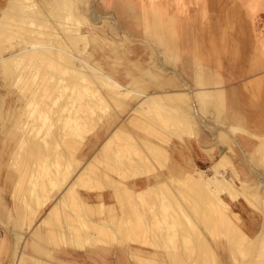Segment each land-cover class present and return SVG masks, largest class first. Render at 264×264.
I'll use <instances>...</instances> for the list:
<instances>
[{"label": "bare ground", "instance_id": "6f19581e", "mask_svg": "<svg viewBox=\"0 0 264 264\" xmlns=\"http://www.w3.org/2000/svg\"><path fill=\"white\" fill-rule=\"evenodd\" d=\"M37 1H40L39 7H37L36 0H27L28 4L24 3L21 5L20 3L19 6L17 4L18 1L11 0L8 3L9 12L7 13V11H4V15L8 18L13 16L12 14L14 13H11V10L22 13V19H25L24 23L29 25L31 28L30 31L34 33V35L38 32L37 27H49L51 25L50 20L53 17L56 18V20H54L55 23L58 22L60 25H64L63 22H65L64 20L67 18H69V21L71 20L72 22L73 20L75 23L78 19L76 16L80 18L84 17L79 7L76 9L74 0ZM67 8L69 12H66L65 15L62 14ZM67 13H70L68 17L66 16ZM57 15L60 17H56ZM3 19L4 16L2 20ZM171 23H173V21ZM73 25L72 27H69L71 26L69 24L68 26H63V30L66 33L64 36L49 33L47 35L49 37L48 40L43 44L31 42V47L21 48L19 44L18 46L11 45L9 48L5 49L3 53L0 52V60L6 62V64L17 63L19 65V63L35 60L37 62L44 61L52 65L50 66L52 67L50 70L51 76H48L49 79H46L47 81L45 83L44 80L41 82L42 80H40L41 78L38 77V74L35 75H37L40 82L37 80V83H34L35 80L34 82L32 80L31 82L30 79L28 80L31 88L33 87L31 98L28 100L26 99L28 103L30 102L29 104L37 102L34 101V97L36 90L38 91L40 88L45 87L48 93L50 92V94L55 95L53 102L51 101L53 105H49V108L47 104L44 115H40L39 118L37 117V120H34L37 121L36 123L32 122L33 119L31 118L32 121L29 119L28 122L24 124L27 127L21 131L23 133L19 145L15 148L9 164L11 169L20 170V168H18V162L21 160L20 157L24 158V156H26L27 164L25 163L24 167L21 166L23 170L22 173L28 169L29 174H31V177L29 175L30 182L34 181H31L32 178H36L35 186L30 183L31 186L28 187L26 195L24 194V198L18 196V198H21L18 200L19 202H21L22 199L28 201L25 207V219H27L28 224L26 225V230H24L25 228L23 227L18 230L16 229L13 231L12 236L15 241L18 242L24 238V235L27 233L26 231L31 230L33 233L32 242H25L22 249L14 254L17 262L16 264H84L83 260L86 259V257H84L85 255L92 256V254H97V251L109 250L111 247H114L116 250L124 251L123 249L125 248L123 245L125 241L129 240L136 244L137 236L135 237V234L138 232L143 234L147 232L148 234V232L151 231L150 228L155 230L156 227L158 228L157 231H159L156 233L160 235L161 233L174 234V241L177 237L181 238L192 264H218L214 243L219 241V237L224 236L231 247L234 260H237L235 254L241 255L242 252V264H264V181L263 183H253L246 179H242V174L238 167L228 156L229 151H233L232 148L228 147L226 153L222 151L219 154L220 159L217 160L208 171L196 167H193L191 171L185 170L174 161V158L171 159V161L169 160V166L166 168L161 166L163 161L168 158V151L163 146L159 144H149L150 142L147 140H144L143 145H140L136 139L125 131V127L121 125L123 120L121 122L112 120L111 122L108 121L109 124L108 122L107 124L104 122L105 124L101 127V129L104 130L103 133L96 137L95 141L92 142L86 150L82 151L79 157L76 156L78 147L80 148L83 141H81L79 145L72 133V127L75 125H73L71 121L73 117L71 114L72 112L65 114L66 116H62V118L56 117L57 115L55 116L56 118L53 117L54 111L58 112L59 105L61 106L66 100L68 102L70 101L72 105H76L77 112L79 110L87 114V112L93 109L95 115L100 112L105 113L109 106L114 107L113 105H115L116 107L121 104L123 100L134 99V95H129V88L133 86L137 78L138 80L140 79L138 82L146 85L147 83H151L155 80L160 81L162 78L166 77V70L165 66L150 64L148 68H144L142 71L143 76L146 78L148 77L145 81L142 77H136L130 73L123 78L121 73L117 75V71L114 72V70H109L106 67L107 64L104 63L106 57L104 58V55H101L99 52L100 49L104 48L103 42L105 39L99 35L97 28L93 29L92 27L90 30H85L84 27H76L75 25L73 27ZM46 29L47 28L44 30ZM4 31L0 28V36L1 34L6 36L9 35ZM12 37H14V35H12ZM12 37L8 38L11 40ZM174 37L175 34L170 33L168 40L166 39V43L170 41L173 43ZM2 39H4V37ZM88 42L92 49L86 54H81L84 52ZM94 42L96 46H92ZM130 59L131 58H129V60ZM23 68L25 70V67ZM181 75L183 77L184 74L182 73ZM182 77L180 75L177 77L179 80L178 82L176 79L169 82L171 84H176L179 88H184L183 90H169V88L166 87V83L168 82L165 80L159 84L146 88L144 87V89H142L143 96H140L141 98L138 97L137 106H131V109L127 113L136 114L135 116L141 115L145 118L147 124H151V122L156 123L158 121L165 126L167 120L168 123H171L170 120L176 119L175 123L180 127L179 130L185 127L187 130L188 128H193L199 113H203L205 110V103L208 107L209 105H214V100L216 98L213 101L210 100L215 96L212 90H193ZM138 82H136V84ZM26 86L28 85L26 84ZM104 88L107 90V93L102 91V89L105 90ZM217 95L219 96V94ZM193 102H199L200 105H198V109L194 108V115L187 114L188 116L186 115V117L183 114V112H185L183 106L193 110ZM63 108L64 107H61L60 109L63 110ZM161 110L164 112H161ZM158 111L163 114L156 118L154 116ZM133 122L134 120L132 123ZM76 123L78 124V122ZM175 123L173 121V124ZM79 124H81V122ZM45 126L47 127V131H44L42 134L40 130L43 131L42 128ZM156 127L158 128L159 126ZM73 128L77 131L76 128H78V126ZM233 129L234 131L236 130V128ZM75 130H73V132ZM175 131L178 132L177 129ZM156 132H158V130ZM183 134H177L178 140L182 141ZM29 137H32V140L30 139L31 145H29L30 148L26 150L24 145L28 144L27 140H29ZM220 137L224 136L221 135ZM34 139L37 140L33 142ZM117 139L122 140L123 145H129L131 150L139 154V162L136 164L134 161L133 163H123L122 165L109 162L107 166H105L103 162H97L100 163V167L96 166L95 162L98 161V156L102 155L108 149H111V145L113 142H117ZM225 147L226 145L222 147V149ZM97 148H99L98 152L94 155L93 160L87 164L86 158L94 154ZM172 149L173 151L174 149L176 150V146H172ZM187 163L192 165L191 162ZM115 165H117L120 170L116 169ZM95 166L96 168H94ZM225 166H227V169ZM78 169L79 172L74 175ZM209 172H211V174H208ZM22 173L20 179H18L15 184L17 191H19V189L22 190V188L24 189V185L28 184L26 175ZM258 181H260V177ZM21 183L23 185H21ZM45 184L50 187L47 191L43 189L46 187ZM92 184L96 185L94 186L96 189L102 184H107L112 188V192L110 195H103L102 191L91 193L93 191L91 189ZM58 193H60V196L56 197ZM150 198L154 203L160 205V214H162L163 217L160 227L157 226L159 224L158 220L155 221L151 219L152 221H150L148 219L150 213H148L145 201ZM237 199L245 203L248 207L250 206V208L253 206L259 213L257 215L261 216L262 228L256 236V240L246 237V232L242 228V217L233 210L232 203H238L236 202ZM95 200L97 201L96 203ZM111 200L113 203H109ZM135 201L138 203L137 205H139L136 206H141L142 208H139L138 211L132 214V222L128 223L130 225L127 224L128 226H125L127 222L125 223L124 220L126 221L127 218L125 217L126 214L122 212L126 207L122 205L129 202L132 204ZM116 204L117 206L124 207L121 209L123 211L120 212L122 213V217H119L118 215L120 213L118 214L116 212ZM16 207L21 210L23 206L21 204ZM171 208L173 210V216H170L172 214H168L171 213ZM173 208H175V210ZM156 209L158 210V207ZM127 211L128 209L126 212ZM129 212L130 211H128V213ZM19 214H21V212ZM128 216L130 217V215ZM39 218L41 219L37 225L35 224L36 227L34 228L33 224L36 223ZM258 218L256 217V221H259L260 218ZM11 221L14 223V220ZM178 232L179 234L177 236ZM192 237H194L193 240L196 238L195 244L192 243ZM164 238L163 236V240ZM48 242L53 244L49 251L44 247ZM256 242L260 243L259 250L252 260L247 259L249 251L251 252L253 249L252 247H257L258 244L255 245ZM61 244L63 248H60L56 255L53 254L49 256V259L48 257L46 259H40V254L48 252V255H50L54 251L53 246L59 248ZM153 244L155 245V243ZM136 246L137 245H132L127 249L130 251H128V253L131 254L132 261L135 264H167L159 254L154 252L152 256H146L140 250H137L135 248ZM154 247H156V245ZM179 252H168V257L172 264H183V256ZM192 256L194 257L192 258ZM185 259L187 260L188 257L186 256Z\"/></svg>", "mask_w": 264, "mask_h": 264}, {"label": "crops", "instance_id": "0c3cea01", "mask_svg": "<svg viewBox=\"0 0 264 264\" xmlns=\"http://www.w3.org/2000/svg\"><path fill=\"white\" fill-rule=\"evenodd\" d=\"M92 8L98 18L84 29L97 28L105 39L99 52L106 57L104 63L109 70L121 73L123 78L130 73L146 80L143 69L157 64L167 70L161 80L166 79L169 90L184 89L169 82L177 80L174 74L179 70L193 90H212L215 94V104L207 107L206 117L214 129L208 133L204 129L198 137L173 144L174 161L185 170L196 167L208 171L226 145L233 149L228 156L241 174L247 173L240 159L244 152L257 150L264 136V11L251 17L240 0H198L184 13L173 9L172 0H84L80 4L87 18H91ZM170 33L175 34L174 42L166 43ZM218 123L224 129L215 134ZM5 191L0 183V215L4 220L11 211ZM240 204L232 206L248 221L249 230H254L257 215ZM0 236V264H8L7 235ZM215 246L218 264H230L225 244L217 242ZM115 264H128L123 252Z\"/></svg>", "mask_w": 264, "mask_h": 264}, {"label": "rangeland", "instance_id": "374dc122", "mask_svg": "<svg viewBox=\"0 0 264 264\" xmlns=\"http://www.w3.org/2000/svg\"><path fill=\"white\" fill-rule=\"evenodd\" d=\"M10 1L11 0H3V2L0 4V20H1L0 22L2 24V25L0 24V28L3 31L6 29L4 32L9 34L8 36H6L4 34H1V36H0V38H1L0 39V52L1 53H3L5 51V49L9 48L11 45L18 46V44H19L20 48H21V47H31V45H32L31 42H39V43L43 44L44 42H46L48 40L49 37L47 35L49 33H52V34H55V35H60V36L66 35V33L63 30V28H64L63 26L64 25L68 26V24H69V25H71L69 27H72V25L74 24L76 27L77 26L78 27L79 26L84 27L85 25H88L90 22H92L94 20H97V18H98L97 17V12L93 8H92L93 9L92 10V14H90V16L93 17V18H87L85 16V14L82 13L84 15V17L80 18V17L76 16V18H78L75 21L76 24L73 22V20L71 22V20L69 21V18H67V19L64 20L65 22H63L64 25H60V24H58V22L55 23L54 20H56V18L53 17L52 18L53 20L52 19L50 20L51 25L49 27H46V26L37 27L38 32L35 33V35H34V33H31V31H30L31 28L29 27V25L24 23L25 19H22L23 18L22 17V13L16 12L15 10H11L12 11L11 13H14V14H12L13 16L8 18L6 15H4V11H7V13L9 12L8 3ZM83 1L84 0L77 2L76 0H74V4L76 6V9H77V7H79V9H80V3L83 2ZM16 2L18 4V6L20 5V3H21V5H23L24 3L28 4L27 0H16ZM36 3H37V7H39L40 6V1L38 2L36 0ZM197 3H198V0H172L173 9H175L178 13H184L186 10H188L191 7H193L194 4H197ZM240 4H241L242 8H245V10H247V12L249 13V15H251V17H254L259 12L264 11V0H240ZM52 7L55 8L54 6H52ZM52 7H50V8H52ZM67 10H69V9L68 8L65 9L64 12H62V14L65 15L66 12H69ZM69 14L70 13H67L66 16L68 17ZM3 16H4V19H3L4 21L2 20ZM56 17H60V16L57 15ZM71 23H73V24H71ZM74 25H73V27H74ZM171 25L174 26V23H171ZM45 28H47V29L44 30ZM262 31H263V29H262ZM12 35H14V37H12ZM42 35H44V36H42ZM3 37H4V39H2ZM8 37H10V38L12 37V39L10 40ZM38 40H41L42 42L38 41ZM90 49H92V48H91V45L88 42V44L85 47L84 52H82L81 54H86ZM107 49H110V48H107ZM0 58H1V56H0ZM16 64H12V63H7L6 64V62H3V61L0 60V172H2V175L0 174L1 175L0 183H2L3 188L6 189L5 195L7 197V204L11 206V211L9 210L10 214L8 215V218L6 220H4V217L2 215H0V233L7 235V238H6V242L7 243H6V246H5L6 247V253H5L6 255L5 256L9 258L6 261V263H8V264H16L17 262H16V258L14 257L15 256L14 254L17 251L22 249V247L24 246L25 242H27V241L28 242H32V233H33V231H31V230L26 231L27 233L24 235V238L22 240H19L18 242L15 241V239H14V237L12 235H13V231H15L16 229L18 230V229L23 227V228H25L24 230H26V225L28 224L27 219H25V211H26L25 207H26L28 201H24V199H22L21 202H19L18 200L21 199V198H18V196L24 198V196L26 195V192L28 190V187L31 186V184L32 185L34 184V186L36 184V178L34 176H32V177H34V179L33 178L31 179V181H33V180L34 181L30 182L31 174H29V170L28 169H26V171L24 173H22L23 170H22L21 166L24 167L25 163L27 164V161H26V158H25L26 156H24V158L20 157V159L24 160V161H21L19 159L20 161L18 162V168H20V170L19 169L18 170L11 169L9 164H10V161H11V158H12V154H13L15 148L19 145V142H20V139H21V136H22V133H23L21 131H23V129L25 127H27L24 124L27 123L29 119L31 120V118L33 119V121L32 120L31 121L36 123L37 121H34V120H37V117L39 118L40 115L41 116L44 115V112H45V109L47 107V104H48V106L49 105L52 106L53 105L52 102H53V99L55 97V95L50 94V92L48 93L45 90V87L44 88H40L38 91L36 90L37 89V87H36V89H34V90H36L34 101H37L38 103L37 102H33V103L29 104L30 102L28 103L26 101V99L28 100L29 98H31L30 96H32V92H33V87L31 88V85L29 84L28 80L30 79V81L32 80L33 82L35 80L34 83H37V80H39V78H41L40 79V80H42L41 82H43V80H44V83H45L49 79L48 76H51L50 70L52 69V67H50V66H52V65H50L49 63L44 62V61H38L37 62L35 60H30L29 62L19 63V65L18 64L16 65ZM23 67H25V70H24ZM26 69H27V71H26ZM40 69H41V71H40ZM166 72H167V70L165 71V73ZM24 74H25V76H24ZM33 74H34V76H33ZM35 74H38L39 78ZM39 74H43L44 76L43 75H39ZM31 75L33 76V78H32ZM174 75H175V77H178L179 75L182 77V75L180 74L179 70H177ZM34 77H36V78H34ZM182 79H183V77H182ZM40 80H39V82H40ZM164 80H166V79H163V80H160V81L159 80H157V81L155 80V81H152L151 83H147L145 85V84H142L141 82H138V81H140V79L138 80V78H137L136 82H138V83L136 84V82H135L133 84V86L129 88V92H130L129 95H131V96L134 95V99L133 100H129V99L128 100H123V102L121 104L117 105L116 107H115V105H113L114 107L109 106L106 109L105 113H101L100 112L99 114H97V112H96L97 115H95V111L93 109L89 111L90 113L87 112V114H84L83 111H79V110L77 112L76 105H74V104L72 105V103H70V101L68 102V101L65 100L63 102V104H62L63 106L62 105L58 106V112L54 111L53 117H55L57 115L56 117L62 118V116H64V117L66 116L65 114H69V112L70 113L72 112L71 113L73 115L72 119L73 120L74 119L78 120V121H75V120L73 121L71 119L73 125L75 124L73 127H77L78 126V128H76L77 131L75 130V128L72 127V133L74 135V138L77 140L79 145H80L81 141H83V143L80 145V148L78 147V151H77V155H76L78 157L80 156V153L82 151L86 150L87 147L90 146V144L95 141L96 137L100 136L103 133L104 130L101 129V127L105 123L107 124L108 121L111 122L112 120H117V122H121L123 120L121 125L123 127H125V131L127 133H129L131 135V137L136 139V141L140 145H143L144 140H147L148 142H150L149 144H159V145L163 146L168 151V158L169 159L167 158V160H164L163 164L161 165V166L167 168L169 166V163H170L171 159H173V156H174V152H172L173 151L172 146H174L173 144L183 142L185 139L194 138L196 136L198 137V135H199L198 132H201L204 129L208 133L210 130L214 129V126H212L213 124L211 123V121H209L206 118L207 117L206 107H208V105L206 106V103H205V107H204L205 110L203 111V113L199 111L200 113L198 115V119L196 118L195 126L194 127L192 126L193 128H188V130L186 129V127L184 129H180L179 130L180 127L177 125V123H175L176 119L175 120L172 119L175 124H173L172 120H170L171 123L169 122L170 123L169 124L168 120H167L165 126H164V124H161L158 121L156 123L155 122L152 123L151 121H149V122H151V124H147L146 123L147 121L141 115L135 116L136 114L134 115V114H131V113H127L131 109V106L132 107L134 105H135L134 107L137 106L136 105L137 104V100H139V98H141L140 96H143L142 95V91H143L142 89H144V87L146 88V87H149V86H152V85H155V84H159V83L163 82ZM178 81L179 80L177 78V82ZM26 84L28 86H26ZM24 85H25V87H24ZM23 89H24V91H23ZM178 90H176V91H178ZM102 91L107 93L106 89L105 90L102 89ZM213 98H214V96H213ZM210 100L213 101L214 99H210ZM210 100H208V101H210ZM198 105H200L199 102H195V103L193 102V107H192L193 110H194V108L198 109ZM59 107L60 108L64 107V108H63V110H61ZM125 107H127V108H125ZM42 108H43V110H42ZM49 108H50V106H49ZM183 108H185V112H183V114L185 116L187 114L188 115H194L195 110L193 111L191 108H187V107H184V106H183ZM161 112H164V111L161 110ZM161 112L158 111L159 114L158 113L156 115L154 114L155 115L154 117L157 118L159 115L161 116L163 114ZM180 112H181V110H180ZM133 120H134V122L132 123ZM79 121L81 122V124H79L80 123ZM76 122H78V124ZM109 122H108V124H109ZM139 123H140V125H139ZM218 124L215 126V128H216L215 129V134H217L218 131L220 133H222V130L224 129L223 126H221V124H219V125ZM60 125H62V124H60ZM169 125H171V126H169ZM175 125H177V126H175ZM156 126H159V127L157 128ZM84 127H85V129H84ZM103 128H105V127H103ZM234 128H236V127H234ZM42 129H43V131L40 130L42 132V134L44 133V131H47V127L46 126L43 127ZM154 129H157L158 132H156L157 130H154ZM174 129L175 130L177 129L178 132H176ZM73 130H75V131L73 132ZM170 130H171V133H170ZM236 130H238V128ZM178 133H180V134L184 133L183 137H182L184 140L182 138H181L182 141L178 140L179 139L178 136H177ZM190 134H192V135H190ZM30 139L32 140V137H29V140H27L28 144L24 145V148L26 150L28 148H30V146H29V145H31ZM36 140L37 139H34L33 142H35ZM219 140H220V137H219ZM122 143H123V141L120 140V139H117V142H113V144H112L113 146L111 145V147H110L111 149H108L102 155L98 156V158H97L98 161L95 162L96 166L100 167V163H97V162H103L105 164V166H107L109 162L110 163L114 162L113 164L122 165L123 163H125V164L126 163H133L135 161L134 163L137 164V162H139V154H137L133 150H131L130 146L127 145L126 143H124L126 145H123ZM259 145H260L259 148L257 150H255L252 154H248V153L244 152V157L243 158L240 159L239 157H237V158L235 157L236 160L240 159L241 162H243V164L245 165V167H247V170H246L247 173L242 174V179H246V180L251 181L253 183H263V181H264V136L261 139H259ZM98 149L99 148H97L95 153L92 154L93 156L91 155V156L86 158L87 164L90 163V161L93 160L94 155L98 152ZM223 149H225L224 152L226 153V151H228V146H226ZM117 165H115L116 169L120 170V168H118ZM96 166L94 168H96ZM225 168L227 169V166H225ZM33 169H35V168H33ZM78 172H79V169L74 173V175L77 174ZM21 173L23 175H26V177L28 179V184L24 185V189L22 188V190L19 189V191H17V189L15 187V184H16V181L18 179H20ZM208 174H211V172H209ZM255 174H256V176H255ZM29 175H30V177H29ZM259 177H260V181H258ZM4 185H6V186L4 187ZM21 185H23V184L21 183ZM45 186L47 188L45 187L43 189L46 190V191L49 190L50 187L48 185H46V184H45ZM94 186H96V185H93V184L91 185V189L93 190L91 193H93V192L95 193L97 191H102L103 195H105V194H109L110 195L111 192H112V188H110V186H108L107 184H104V185L102 184L101 185L102 187L98 186V188H97L98 190ZM93 188H95L96 190L93 189ZM102 188H103V190H102ZM98 193H100V192H98ZM15 194H16V198H15ZM58 196H60V193L56 194V197H58ZM238 199L236 200V202H240V201H238ZM96 202L97 201L95 200V203ZM109 203H113L112 200ZM145 203H146V206L148 208V213H150L148 219L150 221L158 220L159 224L157 226L160 227V225L162 224L161 221L163 220L162 214H160L161 213L160 205L157 204V203H154V201L151 200V198L146 200ZM21 204L23 206L22 209L24 208L23 210L22 209L20 210L19 208L16 207V206L21 205ZM132 204H131V202L126 203V204L124 203L122 205V206L126 207L124 209V211L121 210L124 207H120L119 205L117 206V204L115 205V209H116V212L118 214L120 212H122V211H123L122 212L123 214H126V216L124 215L127 218L126 219L124 217L126 219V221L124 220V222L125 223L127 222L125 224V226L129 222L130 223L132 222V219H131V217L133 216L132 214L135 213L136 211H138L139 208L140 209L142 208L141 206L137 207L139 205H137L138 203L136 201L133 202ZM243 204H245V203H243L241 201L240 205H243ZM157 207H158V210L156 209ZM252 207L250 208V206H249L248 210L252 211L256 215L259 214L255 210V208L253 207V209H252ZM127 209H128V211H130L129 213H128V211L126 212ZM173 209L175 210V208H173ZM233 210L235 212H237V209L235 207H233ZM20 212H21V214H19ZM170 212L171 213H168V214L169 215L172 214L170 216H173L172 208H171ZM122 213H120L118 216L122 217ZM128 215H130V217ZM158 216L161 217V218H159ZM258 217L260 218L261 216L257 215V218ZM41 218H39L36 221V223L33 224L34 228L39 223ZM129 218H130V220H129ZM11 220H14L13 221L14 223H12ZM242 221H243L242 228L246 232V235H247L246 237H248L250 239H253V240H256V236L258 235V233L260 232V230L262 228V219L260 218L259 221H256V223H254V226L256 227L254 230H249L248 225H247L248 221L245 220L244 217H242ZM260 223H261V225H260ZM128 225H130V224H128ZM150 229H151V231L149 230L150 232H148V234H147V232H145L144 234L138 232L139 235H138V233L134 235L135 237L137 236L136 237L137 238L136 244H135V242H132V241H129V240L125 241L124 245H123L124 248H125V249H123L124 251L116 250L114 247H111L109 250L97 251V254H92V256L85 255L84 257H86V259L83 260L84 261L83 263L84 264H87V263H89V264H115L116 258L119 257V254H121L123 252V256H124V259L126 260V262L128 264L129 263L130 264H135L132 261L131 254L128 253L129 250H127V249H128L129 246L137 245L135 248L137 250H140L144 255L152 256V254L155 252V253L159 254V256L161 258H163L166 261L167 264H172L170 262V258L168 257V252L170 251V253H175V252H179L180 251L179 253L183 256V259H182L183 264H186V263L187 264H189V263L192 264L190 256L187 255V249H186L185 245L183 244L181 238L177 237L179 232L177 233V236H176L177 239L174 241V234H171V233L170 234H166V233L163 234V233H161V235H160L159 233H156V232H159V231H157L158 230L157 227L155 228V230L153 228H150ZM157 234H159V235H157ZM163 236L165 237L164 240H163ZM1 238L2 237L0 236V242H2ZM143 239H144V241H143ZM193 239H194V237H192V243L195 244L196 243V241H195L196 238H195V240H193ZM218 239H219V241H217V242L218 243L219 242H223L225 244V247L227 248V250L229 252V263L230 264H242V257H243L242 252H241V255L235 254L237 260H234V258L232 256L231 247H230L229 243L227 242L225 236L224 237H219ZM139 242H143V243H139ZM217 242L214 243V248L215 249H216L215 244ZM153 243H155L156 247H154L155 245ZM52 245L53 244L51 242H48V243L45 244L44 247H45L46 250L49 251L52 248ZM255 245H257V247L256 246H254L256 248L252 247L253 249L251 250V252L249 251V255L247 256V259L252 260L255 257L256 252L259 250L260 243L256 242ZM53 248H54V251L50 255H48V252L44 253V254H40V256H39L40 259H46L47 257L49 259V256H52L53 254L56 255L59 252L60 248L61 249L63 248V245L61 244V246L59 248H56L55 246H53ZM182 248H183V250H182ZM43 256H45V257H43ZM87 256H89V257H87ZM186 256L188 257L187 260L185 259ZM120 257H121V255H120ZM193 257L194 256H192V258ZM107 260H109V261H107ZM0 261L2 262L1 259H0ZM26 261L30 262L29 260H26Z\"/></svg>", "mask_w": 264, "mask_h": 264}, {"label": "built area", "instance_id": "2783aa9c", "mask_svg": "<svg viewBox=\"0 0 264 264\" xmlns=\"http://www.w3.org/2000/svg\"><path fill=\"white\" fill-rule=\"evenodd\" d=\"M263 33H264V26H263Z\"/></svg>", "mask_w": 264, "mask_h": 264}, {"label": "water", "instance_id": "95a60500", "mask_svg": "<svg viewBox=\"0 0 264 264\" xmlns=\"http://www.w3.org/2000/svg\"><path fill=\"white\" fill-rule=\"evenodd\" d=\"M224 150H225V149H222L221 152L224 151Z\"/></svg>", "mask_w": 264, "mask_h": 264}]
</instances>
